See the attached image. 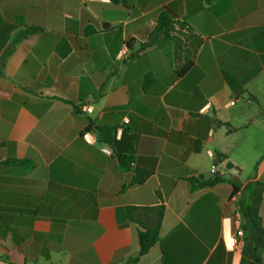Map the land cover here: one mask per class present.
Wrapping results in <instances>:
<instances>
[{
  "label": "crops",
  "instance_id": "0c3cea01",
  "mask_svg": "<svg viewBox=\"0 0 264 264\" xmlns=\"http://www.w3.org/2000/svg\"><path fill=\"white\" fill-rule=\"evenodd\" d=\"M165 8L191 30L184 74L172 39L141 47ZM25 26L42 30L1 64ZM215 173L190 191L188 176ZM256 181L264 0H0V264H239L243 239L226 237ZM158 205L159 240L128 261L139 225L126 208ZM259 215L264 227V189Z\"/></svg>",
  "mask_w": 264,
  "mask_h": 264
},
{
  "label": "trees",
  "instance_id": "16d2710c",
  "mask_svg": "<svg viewBox=\"0 0 264 264\" xmlns=\"http://www.w3.org/2000/svg\"><path fill=\"white\" fill-rule=\"evenodd\" d=\"M41 27L25 26V29H20L14 36L9 46L5 49L1 56V64L7 54L20 39L30 33L41 31ZM93 32L91 26L84 29L85 35ZM191 30L189 26L177 20L169 12L168 9H163L157 18V23L150 31L147 41L141 47L154 43L158 38L172 39L174 42V55L177 59H182V64L178 67V73L184 74L193 65V52L186 46V41L191 38ZM69 45L65 37H62L56 45V52L59 56H64L69 52ZM152 82V77L147 76L144 81L145 88H148ZM109 139H106L108 141ZM226 159L225 154L217 152L214 155V164H219ZM226 168L234 167L231 162H227ZM190 191H195L203 187H212L223 178L219 173L205 178L202 174L190 175L187 178ZM143 178H136L135 182H141ZM252 187L249 196V203L240 208L242 218L241 228L243 229V247L239 260V264H259L261 262V252L264 243V227L259 215V206L262 200V192L264 182L256 181L249 184ZM236 193V185L233 184L231 195ZM230 195V196H231ZM126 214L129 220L136 222L139 225L138 229V253L129 258L128 261L137 260L141 255L145 254L158 240L160 236L161 221L164 215V206L158 205L155 207H137L129 206L126 208ZM143 214L149 218L148 224L140 221L139 215Z\"/></svg>",
  "mask_w": 264,
  "mask_h": 264
},
{
  "label": "built area",
  "instance_id": "2783aa9c",
  "mask_svg": "<svg viewBox=\"0 0 264 264\" xmlns=\"http://www.w3.org/2000/svg\"><path fill=\"white\" fill-rule=\"evenodd\" d=\"M234 101H231V103H233ZM84 110L90 111L91 108L90 106L84 108ZM82 137L88 141H96V135L91 133L90 131H85L82 134ZM103 151L109 153L110 152V148L108 145H104L103 146ZM215 164H213L212 169H215ZM241 223H242V218L241 215H236V226L234 228V230L232 231V233H230L227 237H226V241L227 243L233 247L236 246L238 243V238H242L243 236V229L241 228Z\"/></svg>",
  "mask_w": 264,
  "mask_h": 264
},
{
  "label": "rangeland",
  "instance_id": "374dc122",
  "mask_svg": "<svg viewBox=\"0 0 264 264\" xmlns=\"http://www.w3.org/2000/svg\"><path fill=\"white\" fill-rule=\"evenodd\" d=\"M236 176H240V179H241V181H244V179H245V177H246V174L245 173H241L240 175H238V173L236 172V173H234ZM251 190H252V187H251ZM242 206H243V204H242Z\"/></svg>",
  "mask_w": 264,
  "mask_h": 264
}]
</instances>
